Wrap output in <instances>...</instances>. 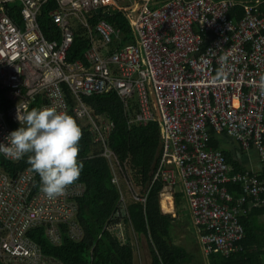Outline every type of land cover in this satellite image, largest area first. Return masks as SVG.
Masks as SVG:
<instances>
[{
  "label": "built area",
  "instance_id": "obj_1",
  "mask_svg": "<svg viewBox=\"0 0 264 264\" xmlns=\"http://www.w3.org/2000/svg\"><path fill=\"white\" fill-rule=\"evenodd\" d=\"M20 2L22 24L7 6ZM48 0H0V143L24 126L22 118L37 100L39 108L55 107L89 126L95 146L102 148L113 171L112 183L122 193L124 182L135 200L109 139L115 122L98 116L85 100L116 92L128 125L159 124L162 155L153 182L160 181L162 198L174 199L182 187L205 256L238 251L246 231L242 219L264 207V178L252 171H233L225 155L210 147L212 133L226 134L246 153L255 152L264 164V18L256 5H244L240 21L229 17L234 0H56L51 13L60 39L48 40L38 22ZM101 9L121 11L134 42L122 44V32L105 20L95 25ZM80 24L90 40L84 60L69 61ZM24 158V157H23ZM0 153V160L20 163ZM121 182V183H120ZM228 184H238L235 198ZM38 174L27 170L11 178L0 169V261L3 264H64L47 257L29 238L45 228L53 246L63 232L82 240L74 222V198L85 187L72 185L67 195L47 199ZM142 202L145 198L140 199ZM62 224H66L62 230Z\"/></svg>",
  "mask_w": 264,
  "mask_h": 264
},
{
  "label": "trees",
  "instance_id": "obj_2",
  "mask_svg": "<svg viewBox=\"0 0 264 264\" xmlns=\"http://www.w3.org/2000/svg\"><path fill=\"white\" fill-rule=\"evenodd\" d=\"M243 6L238 5L232 9L229 17L233 20L243 18ZM57 8L56 0H48L43 4L38 17L39 25L48 40L60 39V32L51 18V13ZM21 9L22 5L17 1L7 6L8 14L19 25L22 24ZM259 10L264 13V4ZM92 15V25L105 20L121 30L122 44L134 42L129 22L121 11H112L109 16L97 12ZM90 46L85 30L80 24H76L69 61L73 63L84 60V54ZM40 102L37 100L31 109L39 108ZM85 103L95 115L107 116L115 122L109 146L123 172L121 178L132 188H137L134 193L139 200L124 192L123 182H120L123 192H119L117 186L112 183L113 171L110 162L101 156L102 148L93 143L89 126L76 119L83 132L78 159L83 162L84 167L78 181L73 185L82 184L85 191L81 197L74 198L76 210L73 217L74 222L81 227L82 240L74 242L63 232L62 244L53 246L47 240L44 227L29 232V238L39 246L44 255L64 264H134V252L129 236V233H134L145 239L152 264H191L192 256L185 249L173 244L170 229L174 222L173 215L161 210L160 192L163 184L160 181L153 182L162 152L160 125H128L132 111H124L116 92L95 95L85 100ZM12 127L17 130L20 126L12 124ZM216 142L217 137L212 133L210 147L215 150ZM30 167L27 155L18 164L0 160V169L12 179L19 172L30 170ZM38 180L40 181L39 175ZM227 188L235 198L242 194V187L238 184H228ZM142 198H145L144 202L140 200ZM241 221L247 228V220L243 218ZM65 227L66 224H62V230H65ZM127 227H130V232ZM247 231L244 240L234 246L238 251L228 256L213 252L206 256L208 264H256L252 263V254L249 253L251 245ZM0 264L3 263L0 261Z\"/></svg>",
  "mask_w": 264,
  "mask_h": 264
},
{
  "label": "clouds",
  "instance_id": "obj_3",
  "mask_svg": "<svg viewBox=\"0 0 264 264\" xmlns=\"http://www.w3.org/2000/svg\"><path fill=\"white\" fill-rule=\"evenodd\" d=\"M259 87L264 94V77ZM24 126L0 143V153L19 160L27 155L30 170L38 174L40 191L47 199L67 195L83 170L78 159L83 132L76 119L55 107L32 108L22 118Z\"/></svg>",
  "mask_w": 264,
  "mask_h": 264
},
{
  "label": "crops",
  "instance_id": "obj_4",
  "mask_svg": "<svg viewBox=\"0 0 264 264\" xmlns=\"http://www.w3.org/2000/svg\"><path fill=\"white\" fill-rule=\"evenodd\" d=\"M168 0L163 1L160 3L161 5ZM236 2H241L239 5L243 6L246 4L249 5H256L257 13L260 14L264 18V13L259 10V8L262 7L264 4V0H234ZM159 2L155 0L154 7ZM243 11L245 15V7L243 6ZM243 19V18H241ZM240 19V20H241ZM233 20V19H232ZM240 20H234V21H240ZM217 137V150L221 151L228 159L229 165L235 170L239 172L244 171H252L255 174L261 176L264 178V164L261 162V160L258 157V154L255 152H251L250 154H246L241 148L240 144L236 142L233 138L230 136L223 134V135H216ZM161 148L163 149L162 143ZM162 155V152H161ZM124 185V192L132 196L131 191L127 189V187ZM131 187V186H130ZM132 191H137L135 188H132ZM184 198L182 193V187H179V190H176L175 192V198L173 201L180 202V199ZM172 200V199H171ZM168 202L171 207H174V202ZM185 200V199H184ZM163 198L160 195V206L163 213H167L168 211L164 209L163 207ZM186 206L187 201L185 200ZM165 210V211H164ZM190 211V209H189ZM191 215V213H190ZM191 218V217H190ZM247 221V228L246 231L248 233L249 237V243L251 245L249 253L252 254V263L256 264H264V207H258L254 208L252 212L249 214L248 217L244 218ZM192 221V220H191ZM193 224V221H192ZM194 225V224H193ZM197 232V229L195 226H193ZM196 236L198 238V244L201 250V253L206 258L205 254L202 251L200 242H199V236L198 232L196 233ZM247 236V235H246ZM131 244V243H130ZM132 245V244H131ZM188 252V251H187ZM133 261L135 264V258L133 257ZM193 261V260H192ZM192 264V263H191ZM205 264H208V259L206 258Z\"/></svg>",
  "mask_w": 264,
  "mask_h": 264
},
{
  "label": "rangeland",
  "instance_id": "obj_5",
  "mask_svg": "<svg viewBox=\"0 0 264 264\" xmlns=\"http://www.w3.org/2000/svg\"><path fill=\"white\" fill-rule=\"evenodd\" d=\"M159 3L155 7H160L163 1L157 0ZM134 0H129L127 2H122L120 6H129ZM124 183V182H123ZM134 185V184H132ZM137 189V188H136ZM179 190V186L176 187ZM128 195V194H127ZM130 196V195H128ZM129 199V198H128ZM185 198H181L180 202L175 201L173 212H167L173 215L174 222L170 226L172 241L176 247H180L188 251L192 256V264H205L206 258L201 253L198 238L196 236V230L192 224V218L190 215L189 207L186 206ZM164 201L170 202V199L163 198ZM173 202V199L171 200ZM165 211V210H164ZM128 232L131 231L130 227ZM130 242L133 247L135 264H152L151 256L149 254V249H147L146 241L143 237H138L134 233H129Z\"/></svg>",
  "mask_w": 264,
  "mask_h": 264
},
{
  "label": "bare ground",
  "instance_id": "obj_6",
  "mask_svg": "<svg viewBox=\"0 0 264 264\" xmlns=\"http://www.w3.org/2000/svg\"><path fill=\"white\" fill-rule=\"evenodd\" d=\"M174 202V201H173ZM172 205H170L168 202L163 201V207L165 210H167L168 212H173L174 207H171Z\"/></svg>",
  "mask_w": 264,
  "mask_h": 264
},
{
  "label": "water",
  "instance_id": "obj_7",
  "mask_svg": "<svg viewBox=\"0 0 264 264\" xmlns=\"http://www.w3.org/2000/svg\"><path fill=\"white\" fill-rule=\"evenodd\" d=\"M97 13H98V14H102L101 9H98V10H97ZM104 14H105L106 16H109V13H104Z\"/></svg>",
  "mask_w": 264,
  "mask_h": 264
}]
</instances>
